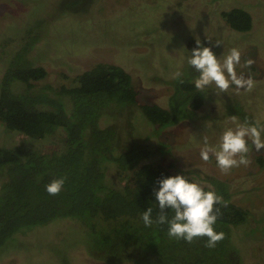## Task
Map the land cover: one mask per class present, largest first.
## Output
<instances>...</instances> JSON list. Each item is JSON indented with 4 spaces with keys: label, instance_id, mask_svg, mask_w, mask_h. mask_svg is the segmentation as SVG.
I'll use <instances>...</instances> for the list:
<instances>
[{
    "label": "rangeland",
    "instance_id": "rangeland-1",
    "mask_svg": "<svg viewBox=\"0 0 264 264\" xmlns=\"http://www.w3.org/2000/svg\"><path fill=\"white\" fill-rule=\"evenodd\" d=\"M232 8L250 15L249 30L236 31L225 22L221 12ZM30 39L34 42L25 60L46 70L44 78L33 81V92L44 86H74L79 73L110 63L130 74L139 105L177 106L178 115L187 114L189 106L172 97L177 81L172 75L179 70L182 79L194 83L198 73L187 59L196 40L221 61L234 47L241 52V65L253 59L250 67H236L238 75L253 79L250 92L233 85L227 93L216 94L212 85L198 91L202 103L192 115L164 128L148 121L136 105L105 114L99 125H118L124 147H144L147 157L139 165L159 164L202 186L211 178L224 182L231 202L248 211L246 221L232 227L230 245L237 249L240 264H264V148L257 152L249 140L251 164L227 175L220 173L214 157L207 163L200 158L205 139L216 145L226 128L235 127L233 116L239 123L247 119L264 125V0H0V83L9 61ZM24 88L21 82L10 84L15 92ZM0 147L23 152L59 149L48 137L8 131L1 122ZM131 173L109 164L106 180L122 187ZM3 176L0 169V183ZM22 230L0 247V264H139L94 257L91 238L78 219L58 218Z\"/></svg>",
    "mask_w": 264,
    "mask_h": 264
},
{
    "label": "trees",
    "instance_id": "trees-1",
    "mask_svg": "<svg viewBox=\"0 0 264 264\" xmlns=\"http://www.w3.org/2000/svg\"><path fill=\"white\" fill-rule=\"evenodd\" d=\"M221 16L233 30L251 28V17L243 9L232 8L221 12ZM33 42L28 40L24 51L14 54L4 72L0 122L8 131L37 139L48 137L59 149L23 152L19 147H0V169L4 173L0 183V247L22 229L26 233L24 229L58 218H73L87 229L91 254L108 262L240 264L237 249L230 245L231 230L246 221L248 211L231 202L224 182L211 178L204 186L206 191L214 190L229 201L226 208L221 206L222 215L214 226L217 232L224 233V239L214 248L205 247L206 238L191 244L170 239L167 225L145 227L140 213L152 207L155 219L159 211L153 191L158 188L155 182L176 174L159 164L139 165L147 157L146 149L124 147V134L118 125H99L105 114L136 105L156 127L170 126L192 115L201 105L194 83L183 79V83L177 80L173 86L172 97L189 106L188 113L180 115L177 106L164 109L154 104L139 105L130 74L110 63H97L79 73L74 86L57 90L44 86L33 92V81L46 75L43 67L33 66L24 58ZM13 82L23 83V91H12ZM127 120L130 121L128 117ZM109 164L121 173L132 171L122 187L108 184ZM60 176L66 177L65 184L59 195L50 196L45 185Z\"/></svg>",
    "mask_w": 264,
    "mask_h": 264
},
{
    "label": "clouds",
    "instance_id": "clouds-1",
    "mask_svg": "<svg viewBox=\"0 0 264 264\" xmlns=\"http://www.w3.org/2000/svg\"><path fill=\"white\" fill-rule=\"evenodd\" d=\"M216 44L218 46L221 43ZM196 45L191 50L187 63L198 73L194 79V86L198 91L203 92L212 85L217 90L216 94L227 93L233 85L237 90L244 89L249 92L254 88L251 77L237 74L236 67L241 65V52L238 48L229 49L221 61L210 47L201 45L199 40H196ZM253 63L254 60L248 58L241 66L250 67ZM182 75L177 70L172 78L183 83ZM232 120L235 127L226 128L220 135L218 144L210 145L205 139L200 150V158L204 162L215 158L216 166L223 175L229 174L233 168L248 167L251 164L248 155L249 140L257 152L264 148V125L259 121L249 122L247 119L239 123L234 116ZM65 181L64 176L52 179L45 185L46 192L50 196L59 195ZM155 183L158 188L153 191L159 211L155 219L152 207L140 213L145 227L153 224L167 225L170 239L191 244L197 239L206 238L205 247L208 248H214L224 239V233L217 232L214 226L222 215L221 206L226 208L229 201L214 190L206 191L201 183L189 180L182 174L162 176Z\"/></svg>",
    "mask_w": 264,
    "mask_h": 264
}]
</instances>
